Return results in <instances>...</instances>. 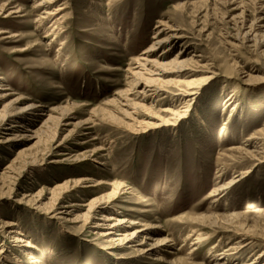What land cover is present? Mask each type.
Wrapping results in <instances>:
<instances>
[{
    "label": "rangeland",
    "instance_id": "374dc122",
    "mask_svg": "<svg viewBox=\"0 0 264 264\" xmlns=\"http://www.w3.org/2000/svg\"><path fill=\"white\" fill-rule=\"evenodd\" d=\"M42 1L0 0L19 13L0 15V84L11 95L0 110L21 99L17 107L46 113L26 127L40 130L37 139L21 138L27 129L0 134V224L13 225L24 242L8 249L0 239L2 256L16 264H257L264 162L210 196L252 167L234 149L264 128V81L245 85L237 75L264 79V28L256 44L244 43L246 30L230 20L241 11L250 20L255 0L237 8L230 0H60L65 11L48 21L40 20ZM57 18L59 29L47 33ZM156 27L164 31L159 40L174 29L183 37L159 60V91L141 100L131 73ZM181 44L182 58L194 57L182 71L172 64ZM203 65L214 79L178 96L189 81L208 77ZM102 217L125 222L116 238L144 229L138 241L147 244L104 236L106 228L94 227ZM211 217L228 223H202ZM193 230L208 239L195 246ZM164 239L169 248L143 254Z\"/></svg>",
    "mask_w": 264,
    "mask_h": 264
},
{
    "label": "bare ground",
    "instance_id": "6f19581e",
    "mask_svg": "<svg viewBox=\"0 0 264 264\" xmlns=\"http://www.w3.org/2000/svg\"><path fill=\"white\" fill-rule=\"evenodd\" d=\"M59 2H60V0L42 1L38 5V7H40L39 11H42V13L40 14L42 18H40V20L48 21V20H50V18L57 16L60 12L65 11L66 6L64 4L63 5H56ZM242 4H244L242 0H230L229 1V5L234 6L236 8L239 7L240 5L242 6ZM253 4L256 7L255 11H254L255 15L250 20H248L247 16L245 17L243 15L245 13V11H244V13H243V11H241L238 16H234L230 20H232V21L236 20V21H234V24H235V26H236V24L240 25L239 30H246L243 33V35L242 34L239 35V36H242L244 43L246 42V43L256 44L257 43L256 38H259V37L262 38L263 37L262 34L259 35V31L263 30V28H264V25H262V23H264V3L260 4V2L258 3L255 0ZM9 6H10V4L9 5L5 4V5L0 6V15L7 13V15L5 17L8 18L14 14H19L17 7L12 8ZM52 7H55V9H53L51 11L50 8H52ZM59 20H60V18H57L56 20L50 22V25L46 28L47 33H53L54 31L59 29L57 26V25H59L58 24ZM237 21H239V22H237ZM159 26H160V24H159ZM177 30L178 29H174V30L170 31L171 32L170 35H168L166 38L164 37L165 39H163V40H159V37L161 36V34L164 31H162L159 27L155 28V31L153 32V37H152L153 42L142 53L141 58L139 57V60H138L139 62L137 63V67H136V68H138L137 69L138 71L131 73V76L135 80L133 83V90L135 91L133 93V95L136 98L144 100V99L148 98L147 94H149L153 91H156V90L159 91L158 89H156V90L153 89L154 85L156 84L157 79L159 77H161L163 74H165V71L162 70V67L165 65L163 63H159V60H162V58L166 57V55H168V53H170L173 50L174 46L176 45V41L182 39L183 36H181L180 32L178 33ZM262 32H264V31H262ZM186 52H187V49L184 47V45H182V44L179 45V51L176 53V56H175L174 60L172 61L173 65H175L177 67L181 66L180 71H182L183 65H185L186 63H189V62H193L191 59L194 57L189 58V59L182 58L184 55H186ZM194 64L196 66H198L197 62H194ZM199 68L201 69L199 72L208 73L209 74L208 77L206 76L205 78H202V79L189 81V83L186 84L185 90H181V93H178V96L194 95V93H192L191 91H192L193 87L195 88L196 84H199L201 82H204L206 84L207 82L214 79L215 74L213 72H209L210 70L208 69L207 65L200 66ZM196 69H197V67H196ZM237 73H238L237 75L242 76L240 79L243 80L242 82H244L245 85H246V83L248 84V83H255L256 81H260V82L264 81V79L254 78L251 76V74L243 72V71H241L240 73L238 71ZM1 80H2L1 82H5L4 79H1ZM235 80H237V77ZM9 92H10L9 89H6L3 85L0 84V101L1 100H7L8 98H10L11 95ZM20 100L21 99L14 101V105L19 104ZM10 105H12V103L9 104L8 106H4L0 110V134L1 133L7 134V133H11V132L16 131V130H23L22 132H24L27 129L26 127L29 128V124L34 123L35 119H38L39 117L46 116L45 111L40 109L38 106L27 105L23 108H20V107H17L15 105V107L9 109ZM224 108L225 109L230 108L231 109L230 114L236 110L237 103H236V99L234 100V95H230L228 97V100H227L226 104L224 105ZM180 118H183V114L179 113V114L174 115L175 121H178ZM49 119H50V117L48 116L46 118V120L42 123V125H41L42 128L46 125V123L49 121ZM225 131H226V129L224 127H222L219 130V134L223 135V134H225ZM38 132H40V130L33 132V131H28V129H27V131L24 132V134L22 135L21 138H23L25 140L37 139ZM9 140L10 139H7V141H5V142L6 143L9 142ZM242 145L243 146L237 147L234 150H236L238 155H240L244 160L245 159L249 160L250 162H254V164L252 165V167L250 169H248L245 173H242L238 178L231 180L227 185H225L226 187L225 186H219V187L215 188L211 192L210 196H213L216 198L217 196L220 195V192H222L223 190L227 191L228 189L232 188L237 182L239 183V181L241 180L240 177H242V176L244 177V176L248 175L250 173V171L257 166L256 163L260 164V163L264 162V128L252 133L251 135L249 134L244 139V144H242ZM87 181H88V179H87ZM87 181L82 180L80 182H77V184L87 183ZM73 188H75V187H73ZM70 191H71V189H70ZM91 203L89 204L90 208L94 209L95 208L94 204L93 203L91 204ZM105 217L99 218V220L96 221L94 227L97 230H99V229L104 230L106 228V232H105L104 236H110V238L118 237L119 229L121 228V226L125 222L117 221L115 224L108 225L107 223L109 222V220L106 219ZM233 218L239 219L240 214L233 215ZM226 220L227 219H225V218L220 219L219 217H211V218H209V221L201 219L203 224L207 222V223H209V226H211V227H216V226L219 227V226L223 225L225 222L228 223V221H226ZM11 226H13V225H9L6 223L0 224V239H2V242H1L2 248H4L6 246L8 249H10L11 248L10 243L16 244L17 247H24V244H23L24 242L22 241V238L20 237L19 233H17L14 230V228H12ZM159 228L160 227L157 226V227H155V230L159 229ZM142 232H144V229ZM142 232L141 231L132 232L128 238H125V239L116 238V241L118 242V244L120 242H122L124 244H129V245L139 243L135 246H137V247L139 246V247H141L140 249H142V246L147 244L145 242V240L146 241L148 240V239L142 240L144 242L138 241V238H140L139 234H143ZM190 237H193V240H194L193 243L195 244V246H199L197 244L208 239L207 238V239L203 240L202 236L197 234L196 232H194V230H193L192 234L190 235ZM116 241H115V243H116ZM7 242H9V243H7ZM168 244H169L168 239L158 240L151 248L143 251V254L149 255V256L152 254H159L165 248H169ZM3 252L4 251L2 249V251L0 252V258H1L0 264H16L13 261H10V260L7 261V258L5 256H2ZM190 254H191V252H190ZM256 260H257V264H264V250L258 255V258H256L255 261ZM254 263L255 262H253V264Z\"/></svg>",
    "mask_w": 264,
    "mask_h": 264
}]
</instances>
